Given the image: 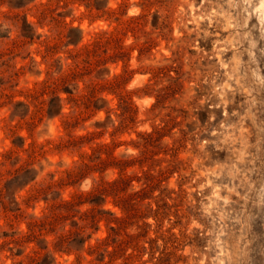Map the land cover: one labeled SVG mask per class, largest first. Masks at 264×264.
Wrapping results in <instances>:
<instances>
[{
	"label": "rangeland",
	"instance_id": "1",
	"mask_svg": "<svg viewBox=\"0 0 264 264\" xmlns=\"http://www.w3.org/2000/svg\"><path fill=\"white\" fill-rule=\"evenodd\" d=\"M0 264H264V0H0Z\"/></svg>",
	"mask_w": 264,
	"mask_h": 264
},
{
	"label": "trees",
	"instance_id": "2",
	"mask_svg": "<svg viewBox=\"0 0 264 264\" xmlns=\"http://www.w3.org/2000/svg\"><path fill=\"white\" fill-rule=\"evenodd\" d=\"M91 51H89L90 53ZM90 103H92V101H90ZM75 143H77V141H75ZM102 152H105L107 155H108V159L107 161L110 162L112 165L118 167L119 169H121L122 171L126 169V167H128V163L126 161H120V160H117L116 158H114L111 154H110V147L105 145V146H102L98 149V151H96V153H94V155L92 156H89V160H90V163H85L83 164L82 166L78 167L76 170L70 172L68 174V178L72 181H75V180H78L82 177H84V175H86L87 173L95 170L96 167L98 168H102L103 165H105V162H100V163H97L96 165L95 164H91V162H96L97 160L100 159V157L98 156H95L97 153L98 154H101ZM126 180L123 179V178H120L119 180H116L112 183L110 182H103L101 183L97 189L95 190V192L92 194L91 196V199L92 201H95L96 199H99L101 197H105L108 193L110 192H114V193H117L119 192L120 190V186L122 183H125ZM78 200H82L84 197L83 196H79L77 197ZM120 203H123L126 211H128V213H131L133 210L131 208H129L128 206H126V204L124 203V200L121 199L120 200ZM75 204L73 203H69V202H66V203H62L60 205H57L54 207L53 209V213H52V216L50 219H47L46 221H39V222H35L33 224V228L35 229L36 227L38 226H45L47 225L46 222H50L51 224H55L56 222H58L59 220H61V215L57 212L58 210H61V209H66V210H69L71 209L72 207H74ZM115 232V238L119 235V231H116L114 230ZM71 240V235L70 237H67L64 242H69ZM110 245L109 243V239H107L106 241L102 242L100 245H98L96 247V249H94V253H101L102 251H104V249H106L108 246ZM132 247L133 250L135 252H142V249L143 247L139 244L138 242V237H133V236H129L127 235L126 236V239L117 243V246H116V250H115V255L117 254H123L126 249L128 247ZM132 257H128V261L131 260Z\"/></svg>",
	"mask_w": 264,
	"mask_h": 264
}]
</instances>
